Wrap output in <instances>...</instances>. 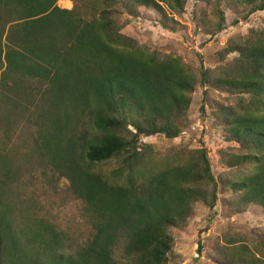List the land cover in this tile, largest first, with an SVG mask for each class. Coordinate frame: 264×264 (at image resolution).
Listing matches in <instances>:
<instances>
[{
    "label": "trees",
    "instance_id": "trees-1",
    "mask_svg": "<svg viewBox=\"0 0 264 264\" xmlns=\"http://www.w3.org/2000/svg\"><path fill=\"white\" fill-rule=\"evenodd\" d=\"M57 1L0 0V89L19 76V98L32 97L44 121L37 148L84 204L93 233L74 248L42 220L21 233L0 190V264H171L172 232L197 206L216 207L218 184L205 149L157 157L142 139L178 138L197 87L234 99L214 106L235 145L220 152L233 173L221 183L239 209L264 210V30L227 42L213 69H193L124 35L118 12L164 18L181 15L189 0H82L70 10ZM192 1L212 4L210 36L224 29V6L235 24L264 13V0ZM229 54L236 57L225 62ZM110 162L116 168L105 176L99 167ZM251 246L226 247V264H264V242Z\"/></svg>",
    "mask_w": 264,
    "mask_h": 264
},
{
    "label": "rangeland",
    "instance_id": "rangeland-1",
    "mask_svg": "<svg viewBox=\"0 0 264 264\" xmlns=\"http://www.w3.org/2000/svg\"><path fill=\"white\" fill-rule=\"evenodd\" d=\"M73 1L67 5L58 0L57 6L61 9L69 6L66 10H70L74 3L82 0ZM222 10L224 29L210 36L209 32L216 23L212 4L189 0L181 15H166L164 18L153 11L139 9L138 18L131 19L123 14L122 7L118 8L124 35L150 51L179 57L193 69H198L200 64L205 69H213L219 64V54L227 42L244 38L251 30H264V13H256L248 21L235 24V13L225 6ZM2 45L3 48L6 46L4 37ZM235 57L236 54H229L225 62ZM2 66L4 70V59ZM10 77L4 79L6 86L0 89V190L5 193V202L12 207L14 216L19 215V232H29L34 223L42 220L62 232L67 237L68 246L83 245L92 236V220L84 204L68 189V182L38 150L44 121L33 104L27 103L32 102V97L19 98V76L12 73ZM232 103L234 99L225 94L197 87L192 95L187 127L178 138L171 142L162 136L142 139L144 144L153 146L157 157L182 148L189 151L205 149L218 184L216 207L208 211L197 206L187 227L172 232L171 264H226V247L242 244L251 248L252 244L264 242V210L254 206L239 209L234 205V196H230L221 183L233 173L225 170L220 152L230 153L235 145L225 142L223 129L214 115V106ZM115 168L113 162L99 167L105 176Z\"/></svg>",
    "mask_w": 264,
    "mask_h": 264
},
{
    "label": "crops",
    "instance_id": "crops-1",
    "mask_svg": "<svg viewBox=\"0 0 264 264\" xmlns=\"http://www.w3.org/2000/svg\"><path fill=\"white\" fill-rule=\"evenodd\" d=\"M62 1V0H61ZM63 2L64 3H66L67 5L70 3V1L69 0H63ZM65 9H69L70 7L69 6H67V7H64ZM140 9H143V8H140ZM145 10H147V9H145ZM151 11V10H150ZM138 12H139V10H138Z\"/></svg>",
    "mask_w": 264,
    "mask_h": 264
}]
</instances>
